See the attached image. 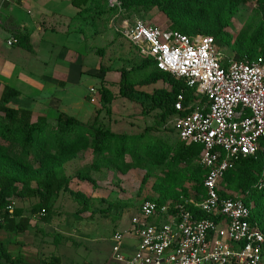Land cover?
Listing matches in <instances>:
<instances>
[{"label": "built area", "instance_id": "obj_1", "mask_svg": "<svg viewBox=\"0 0 264 264\" xmlns=\"http://www.w3.org/2000/svg\"><path fill=\"white\" fill-rule=\"evenodd\" d=\"M10 1L2 0L0 8ZM107 7L115 10L113 21H120L116 30L141 56L194 89L197 100L187 102L185 91L178 93L174 124L186 145L201 146L199 164L206 177L202 192L189 198L164 203L145 198L130 230L113 235L106 264H264V231L252 218L253 205L222 194L221 187L225 173L241 157L261 153L255 187L264 196V61L248 55L227 59L212 35L192 37L152 26L128 16L122 0H107ZM17 42L11 37L7 44ZM87 94L93 103L101 93L91 86ZM7 210L13 213L14 203ZM125 236L137 239L134 253H124L129 250Z\"/></svg>", "mask_w": 264, "mask_h": 264}, {"label": "rangeland", "instance_id": "obj_2", "mask_svg": "<svg viewBox=\"0 0 264 264\" xmlns=\"http://www.w3.org/2000/svg\"><path fill=\"white\" fill-rule=\"evenodd\" d=\"M107 14L108 17L113 18L108 11ZM132 16L143 18L152 26L162 29L174 28L171 20L159 8L148 9L143 5H137L133 7ZM115 24L119 27L120 21L115 19ZM205 31L204 28L198 29L189 35L192 37L213 35ZM225 31L223 44L219 45L225 58H235L248 46L252 50V55L264 57L262 53L264 47V6H261L258 0H242ZM109 40L108 38L105 48L108 51V65L114 68L131 69L146 61V58L141 56L136 47L124 36H117L116 38L122 53L116 50L117 45ZM20 53H22L21 50ZM157 72L154 64L131 71L128 74V79L129 82L136 84L134 98L128 100L119 97L114 102L112 118L105 111H103V115L117 131L141 132L149 127L147 131L149 138H153L152 144L158 140L164 149H173L170 152V157L161 163L143 157L147 160H141V165L127 168L126 163L132 162L129 155H126L121 161H117L114 156H107V158H100L99 160L94 158L91 149L79 151L64 163L65 172L71 176L70 189L62 190L54 196L53 205L50 206V211L45 215L46 219L43 218L44 214L34 217L32 223L38 222L40 230L37 229L36 231L33 227L25 236L27 245L33 247L27 251L30 253L29 255L37 252L39 260L44 263L57 258L56 264H82L85 262L106 264L114 247L113 235L116 232L130 230L132 219L137 215L145 198L168 199L177 195H184L186 192L190 195L198 192L196 187L200 181L197 180L199 158L193 156L190 161L171 159V155L176 149L175 146L178 147L180 144L174 124L175 116H170L162 125L157 123L161 110L152 108L150 95L155 89L171 88L170 84L164 80L163 74L156 82L150 81V76ZM109 75L108 80L110 79L113 83L108 81L106 85L118 95L120 90L119 77L113 73ZM88 81L98 85L101 79L94 77ZM89 82H86V85ZM86 85L79 88L81 90L77 88V93L91 106L88 101L90 98L87 94ZM97 88L100 91V87ZM100 97L101 94L92 104L93 115L94 107L101 106ZM10 105L14 107V104ZM38 106L43 111L41 108L43 105ZM51 113L53 114H50L48 120L50 128L54 131L57 119H54V112L51 111ZM0 115L3 113L0 112ZM93 115L91 116L93 117ZM33 119L34 121L37 119L36 113H34ZM113 119L116 120L113 121ZM50 132L48 128L43 133L42 141L38 143L37 148L30 153L28 160L25 161L27 163L25 171L29 174L40 167L41 150L44 149L43 152L48 151L52 147L51 143L44 142V138ZM0 143L6 144L1 138ZM197 147L201 149V146L197 145ZM13 150L7 151L12 156L3 153L0 155V159L8 163L15 161L13 158L16 157L15 153L19 152L20 148L17 145ZM93 166L99 167L100 170H95ZM88 169H90L89 172ZM25 187L24 183L19 181V189L22 190ZM30 187L37 189L35 179L31 180ZM221 187L225 193L233 197L243 198L246 196L241 189L236 188L235 181H228ZM40 200L38 194L24 197L12 193L7 197L8 203H14V207H20L22 213L25 214H29L31 209L40 203ZM262 202L264 204V197ZM124 241L127 244L126 248L129 249L124 250V253H134L137 239L125 236ZM131 250L133 251L131 252Z\"/></svg>", "mask_w": 264, "mask_h": 264}, {"label": "trees", "instance_id": "obj_3", "mask_svg": "<svg viewBox=\"0 0 264 264\" xmlns=\"http://www.w3.org/2000/svg\"><path fill=\"white\" fill-rule=\"evenodd\" d=\"M107 6V0H102ZM242 0H122L123 8L132 16L133 7L143 5L148 9L159 8L171 20L173 30L180 31L189 35L195 30L205 29L206 33L213 34L219 45L223 44V35L226 32L230 20L235 15L236 9ZM261 6H264V0H258ZM107 11L114 16L115 10L107 7ZM208 35V34H207ZM17 38V45L34 52L30 43L29 35L17 32L14 34ZM101 52H103L101 50ZM264 54V47L263 52ZM248 55L251 59L264 57L261 55H252V50L248 47L241 53L235 56V59H241ZM146 58V61L141 65L131 69H119L120 80L119 94L116 95L108 87H101V106L94 111L93 117L88 122H83L76 117L61 113L57 118L56 126L53 129L49 126V120L44 115H38L34 121L32 99L20 97V92L15 88L6 85L0 95V138L6 142V146L0 143V155L6 154L12 156L7 151H12L18 145L20 150L15 153V161L8 163L0 159V217L3 221L0 222V228H4L16 235L19 233H28L33 227L39 229L38 222L34 221V217L39 214L45 215L50 211V206L53 205L54 196L62 190L70 189L69 183L71 176L64 170V163L74 157L83 149H91L94 158H107L114 156L117 161L124 160L126 155L130 156L132 162L126 163L127 168L137 167L141 165V160H147L143 157L156 161L164 162L170 157V152L173 149H164L160 142L152 144L153 138H149L148 128L141 132H132L127 130L117 131L110 125V122L105 119L103 111L112 118L113 102L117 97L128 99L134 98L135 83L129 82L128 74L135 69L145 68L154 64L156 70L160 73H153L150 76L151 82H156L160 75L170 84V89L158 88L150 95L153 109H160L158 124H163L172 115H176L174 103L177 95L181 90H184L187 97V102L197 100L194 96V89L187 88L185 82L181 78L175 77L173 74L164 72L158 69L155 61L151 58ZM104 69L103 65L100 66ZM10 104H14V107ZM108 118V119H110ZM114 118V117H113ZM116 119H113L115 121ZM50 129V133L44 138L45 143H51L52 147L48 151H42L40 157V167L29 174L25 171V167L30 153L37 148L41 142L43 133ZM180 144L175 146L176 149L171 159L190 161L193 156L199 158L200 148L197 145H186L178 136ZM157 144V146H155ZM154 146V147H153ZM14 151V150H13ZM10 154V155H9ZM126 161V160H125ZM262 156L258 153L257 157H241L235 166L228 170L221 182L225 185L228 181H235L236 188L246 195L243 200L246 204L253 205L252 218L260 224L264 231V204L262 202L263 192L259 191L255 185L261 177ZM199 165V174L197 180L199 185L196 189L202 192L203 180L206 177V170ZM93 168L97 171L99 167ZM90 169H88V172ZM33 176V177H32ZM36 180L37 189L30 187L31 180ZM19 181L26 186L24 189H19ZM29 186V187H28ZM18 194L24 197L40 195V203L31 209L29 214L22 213L20 207H14L13 213H9L7 206L10 204L7 197L12 194ZM222 194L225 192L222 191ZM182 195H177L173 198L178 201ZM183 196L189 198L190 193H185ZM146 199H156L158 203H164L168 199H159L148 197ZM194 210L193 206L188 205ZM200 217H208L206 213L199 212ZM57 258L50 262L44 263L38 260L34 264H56ZM0 264H31L26 263L20 256H14L10 253L7 246L0 241ZM82 264H91L88 262Z\"/></svg>", "mask_w": 264, "mask_h": 264}, {"label": "crops", "instance_id": "obj_4", "mask_svg": "<svg viewBox=\"0 0 264 264\" xmlns=\"http://www.w3.org/2000/svg\"><path fill=\"white\" fill-rule=\"evenodd\" d=\"M115 25L102 0H11L4 3L0 8V95L8 85L18 90L21 98L33 100L32 108L37 116L50 119L52 111L54 119L66 113L88 122L93 115L94 102L88 100L90 106L79 96L77 88L94 77L101 79L100 84L89 82L87 90L91 86L109 88L108 81L113 83L108 80L110 73L120 80L119 69L123 67L108 65L105 49L109 38L117 45L116 50H122L116 38L123 35L116 31ZM17 32L29 35L34 52L17 44H7ZM101 65L106 70H101ZM38 105H43V111ZM27 234L16 235L0 228V241L12 255L34 264L39 257L37 252L33 255L27 252L33 248L26 243Z\"/></svg>", "mask_w": 264, "mask_h": 264}]
</instances>
